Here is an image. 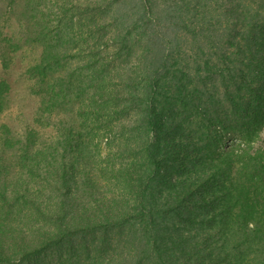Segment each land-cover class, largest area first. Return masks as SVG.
Returning a JSON list of instances; mask_svg holds the SVG:
<instances>
[{
	"label": "trees",
	"instance_id": "16d2710c",
	"mask_svg": "<svg viewBox=\"0 0 264 264\" xmlns=\"http://www.w3.org/2000/svg\"><path fill=\"white\" fill-rule=\"evenodd\" d=\"M25 47L0 264H264V0H0L4 69Z\"/></svg>",
	"mask_w": 264,
	"mask_h": 264
},
{
	"label": "rangeland",
	"instance_id": "374dc122",
	"mask_svg": "<svg viewBox=\"0 0 264 264\" xmlns=\"http://www.w3.org/2000/svg\"><path fill=\"white\" fill-rule=\"evenodd\" d=\"M7 25L9 29L6 32L11 35L14 25L12 23ZM39 53L40 51L37 48L25 47L15 57L14 63L9 69H4L0 63V85H5L2 88L4 99L1 100L3 112L0 116V122L22 128L34 118L38 107V99L30 95L29 87L32 82L26 70L30 63L37 60ZM224 136L226 139L224 144H220L221 152H225L230 147L245 140V136L236 131L224 133ZM173 177H175V174H173ZM197 231H200V229L198 228ZM43 257L41 264H58L59 256L57 252L48 253Z\"/></svg>",
	"mask_w": 264,
	"mask_h": 264
}]
</instances>
